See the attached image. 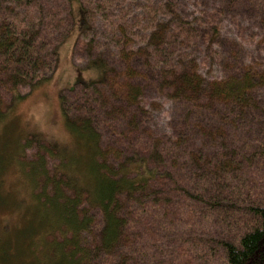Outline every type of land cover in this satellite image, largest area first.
Wrapping results in <instances>:
<instances>
[{"label":"trees","instance_id":"trees-1","mask_svg":"<svg viewBox=\"0 0 264 264\" xmlns=\"http://www.w3.org/2000/svg\"><path fill=\"white\" fill-rule=\"evenodd\" d=\"M76 2L70 140L9 148ZM0 264H264V0H0Z\"/></svg>","mask_w":264,"mask_h":264},{"label":"rangeland","instance_id":"rangeland-1","mask_svg":"<svg viewBox=\"0 0 264 264\" xmlns=\"http://www.w3.org/2000/svg\"><path fill=\"white\" fill-rule=\"evenodd\" d=\"M75 26L60 46L58 69L54 78L43 82L34 92L20 101L8 122L2 129L12 148L14 140L31 133H40L44 138L69 141L62 111V96L73 90L76 83L88 81L87 72H82L75 64L74 50L80 39L86 21L82 17L77 2L74 5ZM63 138V139H62ZM69 138V139H68ZM15 164H12V167ZM3 176V175H2ZM5 186L11 192L12 200L28 198L26 182L18 176L17 168L4 172Z\"/></svg>","mask_w":264,"mask_h":264},{"label":"bare ground","instance_id":"bare-ground-1","mask_svg":"<svg viewBox=\"0 0 264 264\" xmlns=\"http://www.w3.org/2000/svg\"><path fill=\"white\" fill-rule=\"evenodd\" d=\"M134 5H135V4H134ZM53 26H54V25H53ZM74 26H75V25H74ZM140 36H141V35H140ZM245 86H246V85H245ZM111 113H112V112H111ZM4 122H5V121H4ZM83 124H84V123H83ZM72 131H73V130H72ZM68 135H69V134H68ZM77 136H78V135H77ZM62 139H63V138H62ZM68 139H69V138H68ZM64 141H65V140H64ZM81 141H82V140H81ZM66 142H67V141H66ZM70 145H71V144H70ZM70 145H69V146H70ZM63 146H64V144H63ZM63 146H62V147H63ZM66 151H67V150H66ZM54 152H55V151H54ZM21 155H22V154H21ZM64 155H65V154H64ZM63 157H64V156H63ZM94 159H95V157H94ZM95 176H96V175H95ZM96 177H97V176H96ZM132 183H133V182H132ZM82 191H83V190H82ZM81 194H82V193H81ZM41 208H42V207H41ZM45 241H46V240H45ZM35 242H36V241H35ZM39 243H40V242H39ZM36 246H37V245H36ZM45 247H46V246H45ZM213 252H214V251H213ZM47 254H48V253H47ZM52 256H53V255H52ZM49 259H50V258H49ZM52 260H53V259H52ZM52 260H51V261H52ZM53 261H54V260H53Z\"/></svg>","mask_w":264,"mask_h":264}]
</instances>
